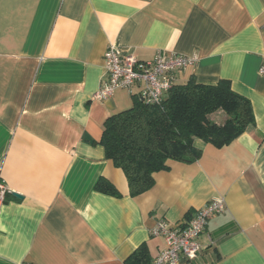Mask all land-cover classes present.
I'll use <instances>...</instances> for the list:
<instances>
[{
    "label": "crops",
    "instance_id": "obj_1",
    "mask_svg": "<svg viewBox=\"0 0 264 264\" xmlns=\"http://www.w3.org/2000/svg\"><path fill=\"white\" fill-rule=\"evenodd\" d=\"M111 44L141 61L195 56L176 83L229 80L254 124L222 147L197 140L198 160H169L132 196L100 143L140 90L95 98ZM263 55L264 0H0V264H128L142 246L151 262L165 248L158 220L185 222L216 198L225 210L191 264H264ZM101 177L120 195L97 190Z\"/></svg>",
    "mask_w": 264,
    "mask_h": 264
},
{
    "label": "trees",
    "instance_id": "obj_2",
    "mask_svg": "<svg viewBox=\"0 0 264 264\" xmlns=\"http://www.w3.org/2000/svg\"><path fill=\"white\" fill-rule=\"evenodd\" d=\"M219 110L227 116L223 124L210 118ZM254 122L251 101L233 90L229 80L209 85L191 79L175 83L158 104L134 96L132 107L105 120L100 143L106 157L124 171L130 194L137 196L153 187L154 173L168 169L169 160H198L202 149L197 140L222 147ZM96 189L120 195L104 177L97 181ZM127 263L150 264L146 247L136 250Z\"/></svg>",
    "mask_w": 264,
    "mask_h": 264
},
{
    "label": "built area",
    "instance_id": "obj_3",
    "mask_svg": "<svg viewBox=\"0 0 264 264\" xmlns=\"http://www.w3.org/2000/svg\"><path fill=\"white\" fill-rule=\"evenodd\" d=\"M195 56L176 53H159L151 61H141L118 44H111L105 54L106 78L96 99H106L117 89L139 85V99L148 104L162 102L169 89L176 83L181 71L195 63ZM259 73L264 77V55ZM9 188L0 173V214L6 203ZM225 210V201L216 198L194 212L187 221L171 224L165 219L157 221L151 233L162 236L165 248L150 264H191L200 255L199 242L209 220Z\"/></svg>",
    "mask_w": 264,
    "mask_h": 264
}]
</instances>
